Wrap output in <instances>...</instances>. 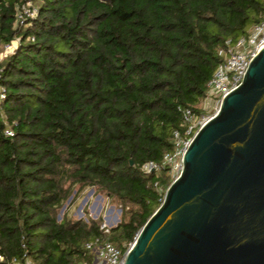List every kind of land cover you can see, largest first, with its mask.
<instances>
[{"label":"trees","instance_id":"1","mask_svg":"<svg viewBox=\"0 0 264 264\" xmlns=\"http://www.w3.org/2000/svg\"><path fill=\"white\" fill-rule=\"evenodd\" d=\"M28 1L36 15L17 22ZM263 12L264 0H0V50L18 40L0 61V253L83 264L96 237L126 250L173 180L141 165L173 152L218 49ZM74 184L112 197L120 222L58 219Z\"/></svg>","mask_w":264,"mask_h":264},{"label":"water","instance_id":"2","mask_svg":"<svg viewBox=\"0 0 264 264\" xmlns=\"http://www.w3.org/2000/svg\"><path fill=\"white\" fill-rule=\"evenodd\" d=\"M182 164L124 264H264V46Z\"/></svg>","mask_w":264,"mask_h":264},{"label":"built area","instance_id":"3","mask_svg":"<svg viewBox=\"0 0 264 264\" xmlns=\"http://www.w3.org/2000/svg\"><path fill=\"white\" fill-rule=\"evenodd\" d=\"M36 8L32 7L28 1L17 10V22L23 23L28 18H33L36 15ZM18 40H12L4 45L0 50V61L8 54L12 53L16 48ZM264 46V12L261 20L253 24L247 35L239 37L232 41L227 39L222 47L217 51L221 58L218 62L212 77L208 80L206 87V95L203 100H209L210 107L218 110L222 98L230 91L237 88L247 70L249 62ZM5 98V89L0 88V101ZM182 126L184 133L181 134L178 130L173 132L174 150L163 154L162 163L158 164L153 161H146L141 165V170L145 173L158 171L162 166L170 167V174L176 178L182 170V156L192 138L194 132L202 126L211 116L197 114L190 108L184 107L181 109ZM6 134H11L6 131ZM100 228L104 233H108L109 229L106 225L101 224ZM133 243V242H132ZM130 243L126 250H121L112 242L104 238L96 237L85 243V248L91 255V260L83 264H124L125 256ZM0 261H6L11 264H34L29 258L26 251L20 256L7 258L0 253Z\"/></svg>","mask_w":264,"mask_h":264},{"label":"rangeland","instance_id":"4","mask_svg":"<svg viewBox=\"0 0 264 264\" xmlns=\"http://www.w3.org/2000/svg\"><path fill=\"white\" fill-rule=\"evenodd\" d=\"M199 107L204 115L211 116L215 113V109L210 107L209 100H202ZM63 216L84 221L100 218L101 224L111 228L120 222L122 210L112 197L99 191L95 186L80 188L79 184H74L71 195L59 208L58 219Z\"/></svg>","mask_w":264,"mask_h":264}]
</instances>
